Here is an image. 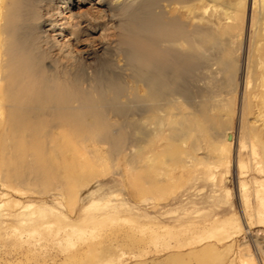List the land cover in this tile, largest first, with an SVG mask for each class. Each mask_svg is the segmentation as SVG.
<instances>
[{"label":"rangeland","instance_id":"rangeland-1","mask_svg":"<svg viewBox=\"0 0 264 264\" xmlns=\"http://www.w3.org/2000/svg\"><path fill=\"white\" fill-rule=\"evenodd\" d=\"M24 3L22 28L43 8ZM7 4L0 0V47ZM161 6L164 27L177 17L188 32L199 26L224 34L222 47L207 43L187 64L170 47L163 66L171 90L183 86L194 100L197 111L186 113L204 129H192L195 149L169 140L191 121L177 120L174 108L173 120H108L114 136L122 123L130 134L152 132L151 143L138 136L136 166L90 140L93 161L67 128L32 136L0 116V264H264V0H159L149 15ZM111 60L123 65L122 56L102 66L114 79Z\"/></svg>","mask_w":264,"mask_h":264},{"label":"bare ground","instance_id":"bare-ground-1","mask_svg":"<svg viewBox=\"0 0 264 264\" xmlns=\"http://www.w3.org/2000/svg\"><path fill=\"white\" fill-rule=\"evenodd\" d=\"M24 1L8 0L2 13L0 116L3 120H11L14 128L32 136H41L44 128H67L81 138L78 145L88 151L93 161L98 160V151L87 150L90 140L107 146L112 159L122 152L126 154V162L136 166L141 163L136 151L144 140L138 136L148 138L151 143L152 132L143 133L135 127L130 134V128L121 122L114 136L111 132L114 125L108 120H173L175 113L177 120L191 121L185 123L182 134L172 130L169 140L191 141V150L195 149L192 129L195 126L204 129L192 114L186 113L187 108L197 111L194 100L186 96L183 86L171 90L172 81L162 73L163 66L167 57L170 58V47H175L185 64L187 55L203 51L207 43H214L215 50L222 47L224 43L218 44L217 39L223 33L217 38L214 31L199 26L188 32L189 27L177 17L162 26L159 18L165 15L164 6L159 7L162 12L157 17L149 15L159 0H74L67 5L61 0H38L42 10L33 17L30 26L22 28L20 21L26 16L21 11ZM117 34L121 38L119 42ZM261 53L264 61V48ZM113 54L122 56L123 63L118 65L111 60L114 79L106 78L102 68ZM213 63L217 66L221 61L215 59ZM228 70L227 65L225 71ZM124 98L132 103L123 104ZM137 101L146 103L133 104ZM206 103L207 99L202 101L200 110L205 124ZM164 125L161 121V126Z\"/></svg>","mask_w":264,"mask_h":264}]
</instances>
